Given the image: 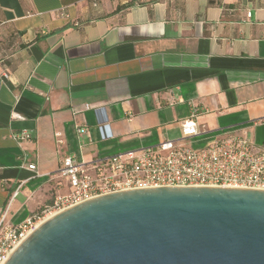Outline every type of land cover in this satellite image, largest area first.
Here are the masks:
<instances>
[{"label": "crops", "instance_id": "obj_1", "mask_svg": "<svg viewBox=\"0 0 264 264\" xmlns=\"http://www.w3.org/2000/svg\"><path fill=\"white\" fill-rule=\"evenodd\" d=\"M193 111V146L231 129L264 144V0H0L8 223L68 191L65 156L176 139ZM22 131L30 139L13 137Z\"/></svg>", "mask_w": 264, "mask_h": 264}, {"label": "water", "instance_id": "obj_2", "mask_svg": "<svg viewBox=\"0 0 264 264\" xmlns=\"http://www.w3.org/2000/svg\"><path fill=\"white\" fill-rule=\"evenodd\" d=\"M1 264H264V190L100 195L44 220Z\"/></svg>", "mask_w": 264, "mask_h": 264}, {"label": "built area", "instance_id": "obj_3", "mask_svg": "<svg viewBox=\"0 0 264 264\" xmlns=\"http://www.w3.org/2000/svg\"><path fill=\"white\" fill-rule=\"evenodd\" d=\"M179 128L180 136L176 139L115 152L88 162L65 156L57 172L68 185L66 193L56 194L40 214L19 224L8 223L5 214L0 216V264L44 220L100 195L159 187L264 190V144L255 143L241 130L231 129L201 146H193L190 139L199 133L194 111L189 118L179 121ZM13 137L30 139V134L22 131ZM27 167L34 170L35 164Z\"/></svg>", "mask_w": 264, "mask_h": 264}]
</instances>
